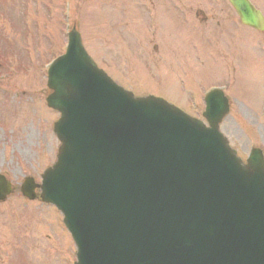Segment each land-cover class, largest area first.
<instances>
[{"label": "water", "instance_id": "1", "mask_svg": "<svg viewBox=\"0 0 264 264\" xmlns=\"http://www.w3.org/2000/svg\"><path fill=\"white\" fill-rule=\"evenodd\" d=\"M263 30L246 0H228ZM57 163L41 199L63 214L75 264H264V162L242 165L218 133L164 102L116 88L69 36L48 73ZM207 104L206 115L210 103Z\"/></svg>", "mask_w": 264, "mask_h": 264}, {"label": "rangeland", "instance_id": "2", "mask_svg": "<svg viewBox=\"0 0 264 264\" xmlns=\"http://www.w3.org/2000/svg\"><path fill=\"white\" fill-rule=\"evenodd\" d=\"M252 2L264 14V0ZM195 10L201 12L197 21ZM66 24L114 82L138 96L166 99L193 117L208 87L228 85L231 106L222 134L242 159L251 147L264 151V33L240 27L224 0H0V131H14V145L31 157L24 161L4 142L17 178L55 159L59 143L51 125L58 115L45 107L44 67L63 53ZM202 41L196 52L203 56L195 61L194 42ZM203 45H212L207 56ZM0 212L3 264H19L20 255L23 264L74 263V245L56 210L13 196Z\"/></svg>", "mask_w": 264, "mask_h": 264}, {"label": "flooded vegetation", "instance_id": "3", "mask_svg": "<svg viewBox=\"0 0 264 264\" xmlns=\"http://www.w3.org/2000/svg\"><path fill=\"white\" fill-rule=\"evenodd\" d=\"M1 164H2V163L0 162V166H1Z\"/></svg>", "mask_w": 264, "mask_h": 264}]
</instances>
